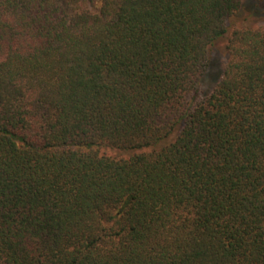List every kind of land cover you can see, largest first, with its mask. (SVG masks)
<instances>
[{"label":"trees","instance_id":"trees-1","mask_svg":"<svg viewBox=\"0 0 264 264\" xmlns=\"http://www.w3.org/2000/svg\"><path fill=\"white\" fill-rule=\"evenodd\" d=\"M260 8L0 0V264H264Z\"/></svg>","mask_w":264,"mask_h":264},{"label":"rangeland","instance_id":"rangeland-1","mask_svg":"<svg viewBox=\"0 0 264 264\" xmlns=\"http://www.w3.org/2000/svg\"><path fill=\"white\" fill-rule=\"evenodd\" d=\"M260 3V5H261V8L259 9V11H260V13L261 14H264V0H252V3ZM258 5V4H257ZM257 23H255L254 25L255 26H259V27H264V18H262L260 21H256ZM223 45L224 44H220V46H218L219 47V49L217 50L219 53H223L222 51H223Z\"/></svg>","mask_w":264,"mask_h":264}]
</instances>
